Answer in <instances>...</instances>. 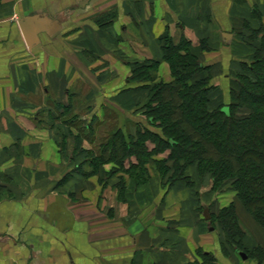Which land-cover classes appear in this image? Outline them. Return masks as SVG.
<instances>
[{"label": "crops", "instance_id": "obj_1", "mask_svg": "<svg viewBox=\"0 0 264 264\" xmlns=\"http://www.w3.org/2000/svg\"><path fill=\"white\" fill-rule=\"evenodd\" d=\"M31 13L60 21L32 49L19 22ZM263 36L264 0H0V264H257L223 251L192 185L152 175L119 197L116 175L99 177L149 125L132 101L148 85L138 61L155 79L189 54L223 86Z\"/></svg>", "mask_w": 264, "mask_h": 264}, {"label": "trees", "instance_id": "obj_2", "mask_svg": "<svg viewBox=\"0 0 264 264\" xmlns=\"http://www.w3.org/2000/svg\"><path fill=\"white\" fill-rule=\"evenodd\" d=\"M168 57L181 66L175 72L174 82L169 87L160 84L154 88L152 99L144 105L145 114L152 117L150 122L159 124L166 135L156 132L155 137L159 135L160 142L166 146L175 142L172 153L177 161L186 159L191 164L198 160L201 172L213 174V188L232 179L244 207L264 226V36L254 52L253 61L240 63L254 76L238 73L240 80L231 87L229 112L224 109L226 103L222 94L211 96L214 87L207 78H198V71L205 66L198 58L189 54L181 58L177 54ZM134 73L143 79L152 78L144 67ZM213 100L217 106L210 109L209 103ZM245 108L249 112H244ZM145 135L140 134L141 137ZM124 144L128 155L144 153L145 142ZM217 219L225 235L223 251L234 250L231 246L237 242L239 251L248 259L264 264V245L253 250L245 246L244 231L234 205L223 208ZM226 243L232 249H226Z\"/></svg>", "mask_w": 264, "mask_h": 264}, {"label": "rangeland", "instance_id": "obj_3", "mask_svg": "<svg viewBox=\"0 0 264 264\" xmlns=\"http://www.w3.org/2000/svg\"><path fill=\"white\" fill-rule=\"evenodd\" d=\"M167 59V58H166ZM254 58H236L235 62L236 63H240L241 61H247V62H252ZM198 60L200 61V59L198 58ZM167 67H164V70L161 71L160 69H156L155 75L156 77H154L155 79H147V80H143L145 82L148 83V88L149 90H147V86L145 87H136V90H133L132 92V101H133V105L134 104H143L147 101H149L150 99H152V90L154 88H156L157 86H159L160 84H164V86H168L170 84H173L172 82H174L175 79V72L177 71V68H181V66H179L180 64H178L174 58L172 59H167ZM228 58L227 60L224 61V66L228 65L227 64ZM201 62V61H200ZM202 65H206L204 63H202ZM223 66V67H224ZM138 67V68H137ZM247 66H239V64H237V66H234L231 68V70L228 69V72H230V76L229 79L227 81H223V86H221L220 84H216L214 82H220L221 80H218L216 77H213V74H216L217 72H219L218 69H216V72H212L211 68L212 66H204L202 69H200L197 73L198 78H207L206 80H208L207 82L213 86V90L215 91H210L211 92V96H217V93L222 94V98L224 99V103L225 107L224 109L229 112V102L232 99V90L231 87L232 86H236L237 85V81L240 80V78L238 77V73H245V74H250L253 78V74L250 72V70H246ZM135 68L139 69L141 68V63L140 61H138L135 64ZM237 68H239L237 70ZM223 69V68H222ZM135 70V69H134ZM165 70H169V72L167 73ZM182 70V69H181ZM237 70V71H236ZM162 72L167 74L165 77H162ZM224 71L222 70V73ZM226 72V70H225ZM161 73V74H160ZM221 73V74H222ZM135 74V73H134ZM137 75V74H136ZM223 75V74H222ZM221 76V75H220ZM139 77L142 76H135L134 75V79H138ZM137 81V80H136ZM140 82V81H138ZM225 82V83H224ZM175 85V84H174ZM169 87V86H168ZM140 88H145L148 93H142L140 92ZM223 91L226 92L225 97H223ZM214 92V93H213ZM227 95V97H226ZM210 102V101H209ZM216 102L215 100H213L211 103H209V108L213 109L215 108ZM244 112H249L248 109H243ZM241 111V112H243ZM146 119H147V126L144 125V123L140 126V130L139 132L136 134V137H134L135 141L141 143V142H145V146L142 147L144 149V153L140 154L139 156L136 155L135 153H131V154H124L123 150L121 153V149L119 147L118 144V148H117V162L116 160L112 159L111 160V170H107L106 173L104 174V176L99 177V181L102 185V187H107L108 185V178L109 177H113L114 175L116 178V192L118 193L119 197H123V194L125 193V189L127 187V183L130 181L133 182H139V181H143L146 180L148 178H150L152 175H156L155 177H157L163 184H165L167 186V184H176L178 182H186L190 185H192V189H191V195L192 196H196V198H198V200H205L206 203L210 209V214L211 217L209 218V223L210 225L213 226V233L215 234V236H213L215 239L220 240V245L222 244V241H224L225 239V235L222 229V225L219 224V221L217 219V217L219 216L221 210H223V208L229 207L230 205H234L236 208V212L237 214H239V216L241 217V222H243V226L245 228L246 226V231L243 230L242 227V231L244 238L245 239H249L251 242H248V248L252 249L256 248L258 246V244L256 243V241H254L255 239H258V236L260 234V227L264 228V226H262L255 218L254 216L251 214V212H249L245 207L244 204L242 203V201L240 200V198L237 195V191L235 186L233 185V180L232 179H227L226 181L222 182V184H219L218 187L213 188L214 186V176L211 172L206 171V172H201L199 169V161L196 160L195 162L189 164L188 161L186 159H181V160H176L174 158V155L172 153L173 150H175L174 145H172L175 142H171L172 144L169 146H166L165 143L160 142V137L159 135H157V137H155L156 132H159L160 136H166L164 133L163 128L158 124H152L150 122V119H152V117L149 116V114H146ZM151 131L148 132V131ZM145 133L146 135L141 137L140 134ZM159 137V138H158ZM99 145L101 144H95L94 147H96V149L99 147ZM103 145V144H102ZM111 145L106 143L104 144V147L100 148V153L99 156L102 158L101 160V164L103 165V163H108L109 159L108 158V154H109V149L112 147H110ZM120 151V153H119ZM128 158H130V156H133L131 158L132 161H130V163H126L125 162V156ZM126 158V159H127ZM98 160V159H97ZM180 164V165H179ZM107 166V165H106ZM132 166H136L137 168H133ZM139 169H143L145 170V172H143L142 170ZM139 172L138 175H136ZM103 174V172H102ZM199 185H201L203 187V185L206 186L207 188V193L205 197H201V193L198 191L199 190ZM106 189V188H105ZM1 193V192H0ZM102 194L106 195V197H108L109 193L108 191H102ZM5 196H10L12 197L10 194L8 195L6 192H4ZM261 226H260V225ZM241 225V224H240ZM260 226V227H258ZM260 229V230H259ZM259 234H258V232ZM247 234V235H246ZM256 235V236H255ZM254 236L256 237L254 239ZM213 238V239H214ZM222 238V241H221ZM237 239H239L237 237ZM237 241V240H236ZM238 243H233L231 247L234 248V250L239 251V246L237 245ZM227 247L228 244L226 243ZM260 245V244H259ZM230 246L226 249H229ZM222 247V246H221ZM232 249V248H230ZM231 251V250H230ZM229 252V251H228ZM226 255V254H225ZM228 255V254H227ZM251 260V259H250ZM248 261V260H247ZM254 262H256L255 260H252ZM210 262H213V260H210ZM257 263V262H256ZM258 264V263H257Z\"/></svg>", "mask_w": 264, "mask_h": 264}, {"label": "water", "instance_id": "obj_4", "mask_svg": "<svg viewBox=\"0 0 264 264\" xmlns=\"http://www.w3.org/2000/svg\"><path fill=\"white\" fill-rule=\"evenodd\" d=\"M35 20H38V16L34 13H31L29 16H25L20 19V26L22 28V32L25 36V39L28 43V46L32 49L36 44L40 42L39 33L46 31L50 35H54L60 31V21L55 20L51 22V20H45L41 17V19L34 23ZM230 33H225L227 38L230 37ZM205 216L207 219L211 217L210 211L208 208L205 209ZM241 255L244 258L247 256L241 252Z\"/></svg>", "mask_w": 264, "mask_h": 264}]
</instances>
